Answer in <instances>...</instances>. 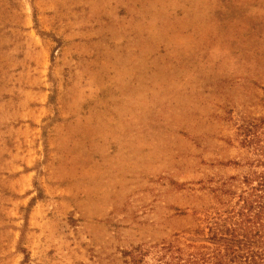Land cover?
I'll use <instances>...</instances> for the list:
<instances>
[{
    "label": "rangeland",
    "instance_id": "1",
    "mask_svg": "<svg viewBox=\"0 0 264 264\" xmlns=\"http://www.w3.org/2000/svg\"><path fill=\"white\" fill-rule=\"evenodd\" d=\"M262 191L264 0H0V264H222Z\"/></svg>",
    "mask_w": 264,
    "mask_h": 264
},
{
    "label": "trees",
    "instance_id": "2",
    "mask_svg": "<svg viewBox=\"0 0 264 264\" xmlns=\"http://www.w3.org/2000/svg\"><path fill=\"white\" fill-rule=\"evenodd\" d=\"M247 212L244 213L241 208V216L250 217L251 212L254 211L252 217L256 218L257 225L253 230L244 228V239H239L237 230H233L230 235L218 237L221 240L223 247L217 249L215 256L219 258L222 264H264V191L256 193L254 199L246 200ZM251 217V218H252ZM214 237L218 236L214 233ZM177 264H199V259L195 258L193 254Z\"/></svg>",
    "mask_w": 264,
    "mask_h": 264
}]
</instances>
